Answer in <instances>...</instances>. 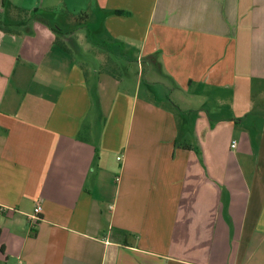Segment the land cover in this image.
Instances as JSON below:
<instances>
[{"label": "crops", "instance_id": "obj_1", "mask_svg": "<svg viewBox=\"0 0 264 264\" xmlns=\"http://www.w3.org/2000/svg\"><path fill=\"white\" fill-rule=\"evenodd\" d=\"M0 18L24 23L0 30V264H264V0H0ZM92 36L137 71L90 75Z\"/></svg>", "mask_w": 264, "mask_h": 264}, {"label": "rangeland", "instance_id": "obj_2", "mask_svg": "<svg viewBox=\"0 0 264 264\" xmlns=\"http://www.w3.org/2000/svg\"><path fill=\"white\" fill-rule=\"evenodd\" d=\"M18 15L19 16H17V18L19 19L21 17H24L25 14L23 13V11H21V13ZM63 23L67 24V21L64 19H61V22H60V24L58 23V25H59V27H62L66 30L70 29V27H72V26H74V27L77 26V28H78L81 24L78 22H72L71 24H68L70 26L68 28V27L64 26ZM87 26H88V28H93L92 24H88ZM10 29H17V28L15 26H12V27H10ZM101 38H103V37L97 38L95 36H92L91 39L94 41V43L97 42L98 44L102 45L106 52H102L97 47H91V48L89 47L88 51H86V52L83 51L82 54L77 58V60L81 63L80 65L83 67V69L85 71H88V73L90 75L107 74V75L115 76V75L119 74L123 78H125V74H126L125 71L128 70L130 75H131V72L137 71L136 63L133 61V59L130 55L128 56V55L122 54L119 47H114V45L112 43L108 42V40H106L105 38H103V39H101ZM80 42L82 44H86V41L83 40V38L80 39ZM67 45H68L67 48L70 49L72 52H74L73 47L70 46L69 43ZM116 52H119L120 54H122V56L121 57L120 56L115 57ZM105 54L107 56H105ZM112 56H114L113 58H115V60H117L116 58L119 59V60H117L118 61L117 63L115 62L116 66L111 65L110 61H111ZM128 59H131V61L129 60L130 62H126L125 60H128ZM124 68H125V70H123ZM129 79H131V78H129ZM129 79H125V81L131 82Z\"/></svg>", "mask_w": 264, "mask_h": 264}, {"label": "trees", "instance_id": "obj_3", "mask_svg": "<svg viewBox=\"0 0 264 264\" xmlns=\"http://www.w3.org/2000/svg\"><path fill=\"white\" fill-rule=\"evenodd\" d=\"M31 18L33 19V20H36V21H38V22H41L42 24H44V25H49L48 24V22H47V20L44 18V15L43 14H41V13H37V12H32L31 13ZM22 25H24V23L22 22V23H19V24H8V23H6L2 18H0V30L1 31H5V32H7V31H9V29H10V27H12V26H15V27H20V26H22ZM51 28V27H50ZM51 30L53 31V33L55 34V35H57V36H62L63 34L59 31V30H57V29H55V28H51ZM67 34H69V33H67ZM72 43V42H71ZM92 43H94V42H92ZM73 44V43H72ZM93 45H95V46H97L98 48H103V46L102 45H100V44H98L97 42L96 43H94ZM124 55H126L125 53H123ZM126 62H127V60H125ZM142 62H147L148 64H152V63H154V65L157 63V58H156V56H154V55H152V56H148V57H146V58H143L142 59ZM152 62V63H151ZM153 65V66H154ZM125 66V65H124ZM124 70H125V68H124Z\"/></svg>", "mask_w": 264, "mask_h": 264}, {"label": "built area", "instance_id": "obj_4", "mask_svg": "<svg viewBox=\"0 0 264 264\" xmlns=\"http://www.w3.org/2000/svg\"><path fill=\"white\" fill-rule=\"evenodd\" d=\"M235 147V143H231V148ZM117 160H119V158H117ZM41 213V202H37L34 209H33V213L30 217L31 221L37 222L39 219V215Z\"/></svg>", "mask_w": 264, "mask_h": 264}]
</instances>
